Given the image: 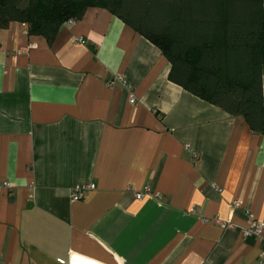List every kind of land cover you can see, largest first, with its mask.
I'll use <instances>...</instances> for the list:
<instances>
[{
    "label": "crops",
    "instance_id": "obj_1",
    "mask_svg": "<svg viewBox=\"0 0 264 264\" xmlns=\"http://www.w3.org/2000/svg\"><path fill=\"white\" fill-rule=\"evenodd\" d=\"M170 70L103 7L0 27V264H260L264 134Z\"/></svg>",
    "mask_w": 264,
    "mask_h": 264
},
{
    "label": "trees",
    "instance_id": "obj_2",
    "mask_svg": "<svg viewBox=\"0 0 264 264\" xmlns=\"http://www.w3.org/2000/svg\"><path fill=\"white\" fill-rule=\"evenodd\" d=\"M89 7L110 10L157 45L172 82L264 134V0H0V27L25 22L52 43Z\"/></svg>",
    "mask_w": 264,
    "mask_h": 264
},
{
    "label": "built area",
    "instance_id": "obj_3",
    "mask_svg": "<svg viewBox=\"0 0 264 264\" xmlns=\"http://www.w3.org/2000/svg\"><path fill=\"white\" fill-rule=\"evenodd\" d=\"M81 41L84 42L83 40H81ZM130 101L132 103H134L135 102V98L131 97ZM5 186L6 187H10V183H5ZM95 188H96V184L95 183H90V184L80 185V186L74 187L71 190L70 197H71L72 200H79V199L84 197V195H85V193L87 191H92ZM149 191H150V188L146 187L145 192H149ZM143 196H144L143 192H138L136 194V197L138 199L142 198ZM239 205H240V202L236 201L234 203V208L238 207ZM222 225L223 226H231V223H222ZM263 228H264V221L253 220L251 222V227H249L247 229H244V233L246 235H258V236L260 235V236H262L261 239L264 240V235H261V233L263 231ZM70 264H96V263H94L90 259H85V258L79 257V259L73 260ZM260 264H264V252H262V254L260 256Z\"/></svg>",
    "mask_w": 264,
    "mask_h": 264
}]
</instances>
